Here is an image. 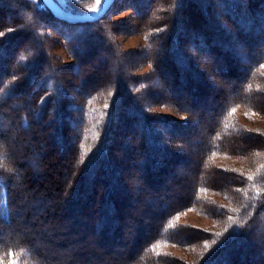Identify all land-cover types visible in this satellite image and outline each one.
Here are the masks:
<instances>
[{
    "label": "trees",
    "instance_id": "1",
    "mask_svg": "<svg viewBox=\"0 0 264 264\" xmlns=\"http://www.w3.org/2000/svg\"><path fill=\"white\" fill-rule=\"evenodd\" d=\"M118 3L121 8L133 9L137 18L152 15V21L145 25L149 31L146 56L160 76L142 75L140 92L126 89L130 71L127 75L120 69L108 71L103 86L93 76L76 75L78 81H74L76 67L67 75V67L58 69L49 54L44 53L45 37L41 29L47 24L65 40L78 64L86 52L85 48H76L83 47L90 38L94 41L89 40L92 46L88 52L95 45L114 58L118 66L122 65L120 52L116 55L110 43L114 27L107 20ZM225 15L234 28L229 26ZM255 41L260 42L261 49L253 51ZM263 61L264 0H115L101 19L83 23L57 19L45 7H35L26 0H0V73L4 78L0 84V195L5 202V208L0 207V234L7 228L20 231L16 237L0 239V257L22 248L34 251L41 264H50L39 252L41 248H34L30 242L37 230L24 226L30 224L28 218L35 212L28 199L32 196L46 202L48 197L57 199L51 211L48 208L38 214L44 220L84 209V204L75 205L79 195L97 200L98 213L95 216L93 211L89 212L92 218L87 226L96 234L104 232V243L108 235L118 240L123 233L122 223L132 217L121 207L129 208L132 204L114 201L123 196L132 198L139 206L154 202L168 209L158 214L157 219L146 220L150 221L147 237L133 244L143 241L140 253L129 258L128 264H264V137L236 127L229 114L237 105L264 116ZM222 72L227 80L239 84L214 85L211 77L222 81ZM157 77L166 79L162 84L169 96L181 98L190 108L186 109L179 100L160 97L153 82ZM93 84L99 86L92 87ZM210 90L214 95H208ZM21 94L26 96L11 99L12 95ZM164 103H171L187 121L179 123L151 112V107ZM207 103L216 107V113L205 121L208 128L198 136L202 149L183 154L180 146L196 135L191 131L197 120L192 108L204 110ZM22 106L28 108L23 110ZM91 110L106 113L103 132L97 133L95 142L86 133ZM14 125V138L8 140L5 132ZM16 143L26 146L16 151L11 147ZM65 152H71L72 156L68 175L63 176L57 167L61 166L60 158ZM196 152L200 153V159L193 165H200L204 179L193 182L188 206L218 222L238 210L234 216L240 227L228 230L220 238L208 231L190 230L173 219L186 208L176 204L178 194L167 191L170 187L179 189L186 182L184 177L172 174L173 167L182 156ZM217 156L235 158L240 167L217 166L214 162ZM130 169L135 171L133 184L127 175ZM138 182L150 187L151 194L144 195L147 193L143 187L130 194L131 186L137 189ZM21 183L29 188L22 203L16 188ZM259 189L260 193L254 195ZM213 194L221 195L225 202L214 200ZM60 202L70 207L64 215ZM19 217L23 221H17ZM37 226L41 229V224ZM51 229L52 235L56 234V227ZM165 245L184 249L190 259L163 253ZM34 259L33 264H39ZM61 262L78 261L72 257Z\"/></svg>",
    "mask_w": 264,
    "mask_h": 264
},
{
    "label": "rangeland",
    "instance_id": "2",
    "mask_svg": "<svg viewBox=\"0 0 264 264\" xmlns=\"http://www.w3.org/2000/svg\"><path fill=\"white\" fill-rule=\"evenodd\" d=\"M27 3H31L35 7H45V5L40 0H26ZM30 1V2H29ZM60 7H62L65 11L74 14V15H86L89 13L94 12L98 7L101 5L103 0H100L99 3H97V0H54ZM218 5V4H217ZM115 11L107 18V20L110 21V24L114 27L112 31V39L110 41L111 45L115 49V54L117 55V52H120L121 56V64L118 66V64L115 62V59L110 57L108 54H105V52H101L98 47L94 45V47L88 52V48L92 46L90 44L91 40H85L83 47L81 45H78L76 50H84L82 48H85L86 54L82 56V59L80 60L79 64L77 61L72 57V54L68 51L65 45V40L58 35V33L53 29L50 28L47 24L44 26V29H41V34L43 37H45L44 41V50L45 54H49L51 58V62L56 64L58 69H63L64 67L68 68V72H65L67 75H71V69L76 67L77 73L73 74L74 81L76 80L75 76L80 77H98L99 85L106 82V78L108 76V71L111 73H114L120 69V72L127 75L128 72H132L129 77H126V89L130 91V89H134L137 92H140L141 87V77L142 75H148L153 74V76H160L155 66H152L150 62L147 60L149 47H147V43H149L148 40V30H145L146 23H149L152 21V18L150 16H145L141 18H137L135 16L136 12L131 9L130 7L121 8L119 7V3L115 5ZM154 7V6H153ZM219 7V5H218ZM46 8V7H45ZM47 9V8H46ZM220 9V7H219ZM48 10V9H47ZM153 10V9H152ZM49 11V10H48ZM221 12V9H220ZM223 15L224 13L221 12ZM226 16V15H225ZM150 17V18H149ZM154 17V16H153ZM226 19H228V24L230 27H235L230 18L226 16ZM229 33L230 29H229ZM76 34V33H74ZM41 36V35H40ZM84 40V39H83ZM77 42V41H75ZM78 42H81V39L78 40ZM77 42V43H78ZM96 42V41H95ZM94 42V44H95ZM259 41H255L254 44L251 46L252 50L261 49V46L259 45ZM97 44V42H96ZM35 47L38 48V44H35ZM147 54V56H146ZM150 60V59H149ZM262 72L264 74V61L262 64ZM212 76V75H211ZM3 76L0 73V84L3 82ZM211 81L214 85L219 86L222 83L227 87L231 83H238L236 80L232 79H226V77L223 75L222 72V81H216L215 77H211ZM101 80V81H100ZM225 80H227L228 83H225ZM112 81L113 78H112ZM111 81V82H112ZM166 81V79H163L162 77H157L155 80H153L155 84V89H159V96L160 97H168L169 100H179L183 103V106L186 109H189L190 107L181 99L176 98L175 96L171 95L169 96L167 92L163 88V84ZM103 82V83H102ZM99 86L98 84L91 85L92 87ZM214 85L213 88L214 89ZM77 86V85H76ZM107 86V84H106ZM75 87V86H74ZM139 87V88H138ZM77 88V87H76ZM82 88V87H81ZM138 89V90H137ZM167 89V88H166ZM206 89H208L206 87ZM31 90V89H29ZM208 95L212 96L214 95L212 90L208 91ZM19 96V98H18ZM26 95H12V100H18ZM28 96V95H27ZM230 96V95H229ZM228 96V97H229ZM227 97V98H228ZM168 102V101H165ZM28 106H22V109H27ZM15 109H18V106L16 105ZM216 107L212 104L207 103L206 108L202 110V107L196 106V109L192 108V114L196 116V122L194 126L191 127V131L194 132L196 135L191 137L188 141H186L181 147V151L184 153L191 151L192 153L195 152V150H201L202 144H200V138L198 137L200 134H203L205 130L208 128V125L205 124V121L209 118H214V115L216 113ZM151 112L154 113L156 116L165 117L173 119L176 122L182 123L184 121H187V117L179 114L176 110V108L171 105V103H164V105H155L154 107H151ZM231 123L235 125L236 127H239L240 129H245L253 132H257L261 134L264 137V116L257 113L256 111H252L250 109H246L241 106H235L229 110ZM89 125L88 129L86 130V133H88V136L92 141H96L97 133L101 135L103 132V123L106 119V113L103 111H98L95 113L93 110L89 113ZM16 129V125L13 127L11 126L8 131L5 132V136L9 139H13L14 130ZM15 146H11L14 150H20L21 148H24L26 145L24 143L18 144ZM10 147V148H11ZM174 151V150H173ZM176 152V151H174ZM58 156V155H57ZM71 152H65V156L61 160V166L57 167L58 171H62L63 176L66 174L68 175V166L70 164L71 160ZM74 156V154H73ZM200 159V153L196 152L192 154L191 156H182V159L180 160L179 164L175 165L173 167L172 174L178 176V177H184L186 179V182H183L180 185L179 189H174V187H170L168 189L169 194H178L176 195L177 200L176 204H181V206L186 205V208L179 211L174 217V221L177 224H180L190 230H202V231H208L211 233L219 235L220 237L224 236V233L227 232L230 229H235L240 227V223L238 222L239 219L234 216L238 212V210L232 211L230 215H225L221 217V222L216 221L214 217L210 216L209 214H203L198 211L196 208H191L188 206V197L192 194L193 190V182L196 180H203L204 174L202 173V170L199 171L200 165H193L194 161H198ZM214 162L217 166H224L229 167L231 169L240 167L238 161L235 158L231 157H224V156H217L214 159ZM1 163V160H0ZM199 163V162H197ZM216 166V167H217ZM62 169V170H61ZM36 170V169H35ZM39 172H37V175ZM127 175L129 176V182L133 184L134 177H135V171L133 169H130V171L127 172ZM249 176L252 175V173H248ZM132 176V180L130 177ZM38 179V178H36ZM69 179V178H68ZM68 181V180H67ZM264 181V180H263ZM67 184V183H66ZM139 186L137 189H133L131 186L130 194H136L138 193V188L143 187L144 192L149 195L151 194L150 187L147 185H144L141 182H138ZM17 190L20 191L18 196L19 202H24L27 197V194H24L28 191V187L25 184H16ZM98 187L94 188V191L96 192ZM31 190V189H30ZM255 190L254 195L259 194L260 191ZM166 191V192H167ZM29 192V191H28ZM91 194H93L90 191ZM2 195V194H1ZM0 195V207L5 208V202L3 195ZM79 199H75V205H81L84 204V209H79V212L74 213L72 211L68 216L64 215V213L68 212L70 208L68 204L60 202L59 205L60 208H62V215L64 216H58L60 214L55 215L52 218H49V220H44L43 218H40L38 214H42L46 209L47 211L52 210V204L58 202L56 198L48 197V201H43L37 196H32L31 198H28L32 205L34 206V214L32 217H29L27 223L24 225L27 229L31 230H37L36 239L30 240L32 242L34 248H41L39 251L45 260L48 261L50 264H63L61 261H67L71 260L72 257L77 259V263L75 264H106V260L116 261V264H128L130 262L129 258H135L138 253H140V249L142 246L143 241L139 242L134 246L133 244L140 238L143 240L146 239L147 233L149 232L147 226H150V221H146L148 218H158V214L161 212H166L168 209H163L161 206L157 205L154 202H150L148 205L143 204L142 206H139L137 203L133 201V199H127L123 196H119L117 200H114L116 203L118 201H122L124 204H132L131 207L125 208V205H122L121 207L125 211L128 212L127 215H132L131 219L129 221H125L126 223H122L121 230H123L122 236H120L117 240L116 237H111L108 235L107 242L104 243V239L106 238L104 232L96 234L94 233V229L92 227L87 226V222L89 219H91V215H89L90 211L94 212V215L96 216L98 213V204L97 200L92 199L90 200V197L86 200L84 196L79 195ZM212 197H214V200L224 203L225 200L221 195L213 194ZM187 199V202H186ZM71 202L73 199H69ZM68 200V202H69ZM76 209V208H75ZM94 216V217H95ZM134 216V217H133ZM24 218L19 217L16 218L17 221L21 222ZM153 222V221H151ZM26 223V221H25ZM32 223V224H31ZM41 224V229L38 228L37 224ZM78 223V224H77ZM114 224V219L113 222ZM77 224V226H76ZM218 226H221L222 228H218ZM44 227V228H43ZM52 227H56V234L52 235L51 231ZM43 228V229H42ZM44 230V231H43ZM67 233V234H66ZM127 233V234H126ZM20 234V231H16L11 228H7L3 231V233L0 234V239L4 238L3 241H5L6 238L10 237H16ZM115 236V235H114ZM57 240V241H56ZM60 243V244H59ZM48 247L54 248L53 251L47 250ZM163 253L169 254L170 256H174V258L178 259H190L188 256L187 251L184 249L178 248L174 245H165L161 249ZM31 252V251H30ZM29 251H26L22 248H19V250L12 249V253L8 252L6 254L5 258L0 259V264H33L35 261L34 258L39 261V264L42 263L40 261L39 257H35L34 251L33 253H30ZM130 252L129 255H127ZM30 253V255L28 254ZM107 258V259H105ZM129 260V262H128ZM66 264V263H65Z\"/></svg>",
    "mask_w": 264,
    "mask_h": 264
},
{
    "label": "water",
    "instance_id": "3",
    "mask_svg": "<svg viewBox=\"0 0 264 264\" xmlns=\"http://www.w3.org/2000/svg\"><path fill=\"white\" fill-rule=\"evenodd\" d=\"M53 17L70 22V23H83V22H94L101 19L108 9L112 6L115 0H103L101 5L94 12L86 15H74L65 11L60 7L54 0H40Z\"/></svg>",
    "mask_w": 264,
    "mask_h": 264
},
{
    "label": "snow or ice",
    "instance_id": "4",
    "mask_svg": "<svg viewBox=\"0 0 264 264\" xmlns=\"http://www.w3.org/2000/svg\"><path fill=\"white\" fill-rule=\"evenodd\" d=\"M100 2V0H97V3H99Z\"/></svg>",
    "mask_w": 264,
    "mask_h": 264
}]
</instances>
